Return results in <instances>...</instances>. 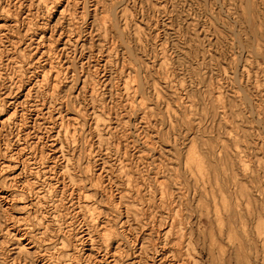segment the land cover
Segmentation results:
<instances>
[{"label": "rangeland", "instance_id": "obj_1", "mask_svg": "<svg viewBox=\"0 0 264 264\" xmlns=\"http://www.w3.org/2000/svg\"><path fill=\"white\" fill-rule=\"evenodd\" d=\"M68 262L264 264V0H0V264Z\"/></svg>", "mask_w": 264, "mask_h": 264}, {"label": "bare ground", "instance_id": "obj_2", "mask_svg": "<svg viewBox=\"0 0 264 264\" xmlns=\"http://www.w3.org/2000/svg\"><path fill=\"white\" fill-rule=\"evenodd\" d=\"M197 161H198V160H197ZM66 264H72V263L68 262V263H66Z\"/></svg>", "mask_w": 264, "mask_h": 264}]
</instances>
